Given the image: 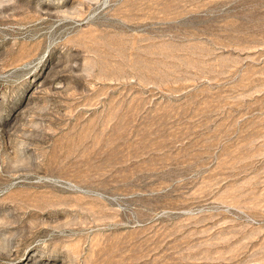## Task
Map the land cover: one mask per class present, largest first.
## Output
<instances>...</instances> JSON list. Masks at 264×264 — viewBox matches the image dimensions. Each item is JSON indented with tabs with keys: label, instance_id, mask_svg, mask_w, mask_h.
<instances>
[{
	"label": "rangeland",
	"instance_id": "rangeland-1",
	"mask_svg": "<svg viewBox=\"0 0 264 264\" xmlns=\"http://www.w3.org/2000/svg\"><path fill=\"white\" fill-rule=\"evenodd\" d=\"M0 264H264V0H0Z\"/></svg>",
	"mask_w": 264,
	"mask_h": 264
}]
</instances>
